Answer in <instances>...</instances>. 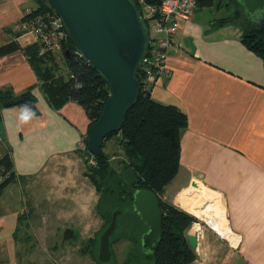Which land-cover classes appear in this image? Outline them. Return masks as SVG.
Instances as JSON below:
<instances>
[{"label":"crops","instance_id":"1","mask_svg":"<svg viewBox=\"0 0 264 264\" xmlns=\"http://www.w3.org/2000/svg\"><path fill=\"white\" fill-rule=\"evenodd\" d=\"M213 6L179 24L169 74L150 82V97L187 119L178 172L162 200L197 220L187 230L196 237L192 264H264V59L242 44L240 26L216 23L223 7ZM35 8L33 0H0V91L31 89L36 99L34 111L0 107V157L9 156L14 175L0 198L59 162L85 166L77 147L89 119L75 102L52 106L23 52L36 43L25 19ZM4 204L16 228L22 212ZM204 206L216 211L209 226ZM11 219L0 221V264H18Z\"/></svg>","mask_w":264,"mask_h":264},{"label":"trees","instance_id":"2","mask_svg":"<svg viewBox=\"0 0 264 264\" xmlns=\"http://www.w3.org/2000/svg\"><path fill=\"white\" fill-rule=\"evenodd\" d=\"M33 1L38 4L25 16L29 24L35 16L50 13L40 0ZM130 1L136 3L135 0ZM142 1L149 6L159 4V0ZM214 4V0H196V8H210ZM218 5L223 8L233 6L235 12L229 17L218 20L217 24L240 26L242 44L264 59V19L260 24L251 26L243 20L233 0H220ZM138 8L141 12L140 5ZM146 24L148 26L147 21ZM39 50L40 46L35 43L24 48L23 52L28 57L52 106L59 107L67 102H75L84 110L91 125L99 117L103 104L109 96L106 82L95 69L74 53L68 38L62 47L65 76L54 75L50 53L40 55ZM137 78L141 88L134 106L127 112L119 130L104 139L101 155L94 156L95 166L88 165L89 174L95 177L99 189L95 210L106 222L111 220L114 211L119 210L114 231L119 229L118 240L136 244V248L127 252L121 264H192L196 255L189 247L185 233L197 220L162 200L166 187L178 172L180 132L186 127L187 119L176 107L160 104L150 97L149 89L143 84L145 74L142 69L138 70ZM35 102L31 89L17 96L9 89L0 91V107L17 106L34 111ZM115 135L119 136L117 140L122 154L119 155L116 165L112 166L111 158L114 159L115 156L105 154L103 147L105 141ZM84 139L86 142V136ZM79 154L86 155L81 152ZM13 181L14 175L9 156L0 157V194ZM138 189L152 192L158 198L162 213L161 238L151 261L145 259L140 247V237L145 227L131 208L132 193ZM28 216L19 215L17 225ZM16 231L17 226L13 233L15 242ZM111 254L113 256L112 251ZM98 263L116 264L114 261Z\"/></svg>","mask_w":264,"mask_h":264},{"label":"water","instance_id":"3","mask_svg":"<svg viewBox=\"0 0 264 264\" xmlns=\"http://www.w3.org/2000/svg\"><path fill=\"white\" fill-rule=\"evenodd\" d=\"M60 21L74 53L95 69L106 82L109 96L99 117L89 125L86 134L88 152L100 156L104 139L117 132L140 92L137 72L149 49V28L138 5L130 0H40ZM243 20L256 26L264 19V0H233ZM98 191L97 180L84 174ZM131 208L145 231L140 247L145 259L152 260L161 238L162 213L158 198L150 191L132 193ZM116 210L102 232L98 261L111 259L110 236L115 231ZM189 247L196 248V237L185 233Z\"/></svg>","mask_w":264,"mask_h":264},{"label":"rangeland","instance_id":"4","mask_svg":"<svg viewBox=\"0 0 264 264\" xmlns=\"http://www.w3.org/2000/svg\"><path fill=\"white\" fill-rule=\"evenodd\" d=\"M219 2L220 0H214L215 4ZM37 4L35 3V6ZM213 8V12L216 13L217 7ZM234 12L235 7L231 6L224 7L218 14L226 18ZM148 28L150 36L153 37L155 33L149 22ZM49 53L54 75L63 74L62 50ZM118 137L115 135L108 139L103 147L105 154L115 156L114 159L111 158L112 166L116 165L119 155L122 154ZM79 156L85 162L82 171H78L70 161L59 162L34 179H27L18 186L8 187L0 198V221L5 217L11 219L3 215L4 212L11 214L4 204L7 201L9 205L10 203L16 205V210L20 209L25 217L26 214L29 215L17 225L18 264H99L100 236L110 221L106 222L96 213L98 193H95L93 184L84 176L89 173L88 156L87 154ZM215 213L213 208L204 206V215L209 219L200 216L201 220L209 226L210 219H213ZM14 225V219L9 221L8 227L5 222L7 231L9 228H15ZM118 232L119 229L110 237L113 256L109 262L121 264L127 252L134 250L136 244L118 240L120 235Z\"/></svg>","mask_w":264,"mask_h":264},{"label":"built area","instance_id":"5","mask_svg":"<svg viewBox=\"0 0 264 264\" xmlns=\"http://www.w3.org/2000/svg\"><path fill=\"white\" fill-rule=\"evenodd\" d=\"M135 1L141 6L140 13L143 19L151 23L155 33L153 37L150 36L148 53L140 68L145 74L143 84L149 89L152 78H163L169 74L168 50L174 42L179 24L189 20L193 15L196 0H159L158 6L145 5L142 0ZM50 13L35 16L29 24V32L40 46V55L62 50L67 38L61 21ZM84 138L79 141L77 150L88 153V164L95 166L94 156L88 152Z\"/></svg>","mask_w":264,"mask_h":264}]
</instances>
